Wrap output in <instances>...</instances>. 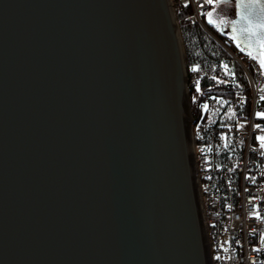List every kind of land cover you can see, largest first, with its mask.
<instances>
[{
  "label": "water",
  "instance_id": "95a60500",
  "mask_svg": "<svg viewBox=\"0 0 264 264\" xmlns=\"http://www.w3.org/2000/svg\"><path fill=\"white\" fill-rule=\"evenodd\" d=\"M234 2L258 56L264 0ZM170 8L0 0V264H212Z\"/></svg>",
  "mask_w": 264,
  "mask_h": 264
},
{
  "label": "built area",
  "instance_id": "2783aa9c",
  "mask_svg": "<svg viewBox=\"0 0 264 264\" xmlns=\"http://www.w3.org/2000/svg\"><path fill=\"white\" fill-rule=\"evenodd\" d=\"M171 1L177 12L190 6L189 20L201 25L206 11L212 6L206 0ZM229 53L231 63L223 61L220 65L228 77H235L236 62H245L257 79L258 92L252 111L236 113L230 124L212 121L206 116L211 104L221 101L220 96L209 95L199 103L202 113L195 123L192 140L197 160L195 175L199 184V206L213 264H264V147L259 139L264 136V117L257 115L264 113V99H261L264 96L261 93L264 72L258 59L253 58L256 55ZM193 69L194 66L191 71ZM194 78L193 84L199 88L201 77L196 75ZM248 101L249 97L244 95L235 98L241 110H246L247 105L249 108ZM203 105H207V109ZM227 159H230V165H226Z\"/></svg>",
  "mask_w": 264,
  "mask_h": 264
},
{
  "label": "trees",
  "instance_id": "16d2710c",
  "mask_svg": "<svg viewBox=\"0 0 264 264\" xmlns=\"http://www.w3.org/2000/svg\"><path fill=\"white\" fill-rule=\"evenodd\" d=\"M191 12L192 8L190 6L184 8L183 11L178 12V19L186 52L188 78L191 80L196 74L201 77V89L197 93L191 92L193 115L196 118L200 116L198 103L206 100L209 95H217L221 97V101L217 105L211 106L212 109L214 108V112L212 111L213 114L210 117H215L216 122L230 124L234 114L238 112L245 113L248 110V105L246 110H241L235 104L236 96L249 95L248 80L239 66L235 67L234 78H229L226 75L225 70L220 65L221 62L229 59L228 53L203 26L189 20ZM205 17L206 15L204 21L207 27L216 38L228 43L234 51L246 52L233 39L228 29L224 32L218 31L206 22ZM193 66L197 67L198 71H191L190 68ZM223 155L229 156L230 154ZM262 161L264 162V156ZM230 163L229 159L226 165H230Z\"/></svg>",
  "mask_w": 264,
  "mask_h": 264
},
{
  "label": "rangeland",
  "instance_id": "374dc122",
  "mask_svg": "<svg viewBox=\"0 0 264 264\" xmlns=\"http://www.w3.org/2000/svg\"><path fill=\"white\" fill-rule=\"evenodd\" d=\"M213 12V19L214 20H216V24H212V23H209V21H208V16H207V13L208 12ZM172 12L176 15V20L178 21V23H179V19H178V12H177V10H175V6H174V4L172 3ZM236 16V7H235V2H234V0H213V3H212V6L206 11V17H205V20H206V22L207 23H209L210 25H212L215 29H217L218 31H220V32H224V31H226L227 29H228V25H229V23H230V21L234 18ZM221 21H224V23H220ZM194 23V22H193ZM196 23H198V22H196ZM201 25V24H200ZM201 26H203L205 29H206V31H208L222 46H223V48L226 50V52L228 53V56H229V59L226 61L227 63H231L230 61V58L232 57L231 56V54L229 53V52H231L232 54H236L237 53V51H234V50H232L231 49V46H229L228 45V43H224V42H222V41H220L218 38H216L213 34H212V32H211V30L207 27V25H206V23H205V21H204V19H203V22H202V25ZM179 27H180V23H179ZM180 31H181V27H180ZM181 36H182V34H181ZM183 40V39H182ZM225 44H227V45H225ZM183 45H184V43H183ZM254 55V54H253ZM241 55H239L238 54V58H239V60H241V57H240ZM257 57V59H258V61H259V58H258V56H256ZM237 66H239L242 70H243V72H244V74H245V76H246V78H247V80H248V84H249V95H244V96H246V97H249V101H248V103H249V108H248V110H247V113L249 112V109L252 111V105H253V100H254V97H255V95H256V93L258 92V90H257V87H256V85H257V79H256V77L254 76V73H253V70L250 68L251 66H249V68L245 65V62H244V64H242L241 62H236L235 63V65H234V72H235V67H237ZM195 69H197V67H195ZM263 69V72H264V68H262ZM190 70H192V68H190ZM185 71H186V78H187V83H186V87H187V89H188V91H189V94H190V97H191V92L193 91V92H195V93H197L198 91H197V87H195V85L193 84L194 83V81H195V76L197 75H194V77L191 79V80H189V78H188V69H187V65H186V52H185ZM196 72V71H195ZM226 72V75L228 76V74H227V71H225ZM254 83H255V86H254ZM260 87V86H259ZM262 87H264L263 85L261 86V88ZM260 88V89H261ZM201 89V86L199 87V90ZM262 94H264V88H263V92H261ZM192 100V99H191ZM264 103V102H263ZM199 104V103H198ZM235 104H236V102H235ZM215 105H217L216 103H212V105L211 106H215ZM237 105V104H236ZM251 105V106H250ZM251 107V108H250ZM198 108H199V106H198ZM214 110V108L212 109V107L210 108V110L206 113V116L209 118V119H211L212 121H215L216 119H215V117L214 118H211L210 116H212V111ZM214 112V111H213ZM254 112V111H253ZM191 113H192V120H193V123H192V125H191V131H190V138L193 140V136H194V126H195V123H196V121L198 120V118H196V117H194V115H193V109H192V101H191ZM200 113H202L201 112V110L199 109V114ZM251 113V112H250ZM229 114V113H228ZM254 114H255V112H254ZM253 114V115H254ZM227 116V115H226ZM235 116H236V114H234V116L232 117V120H231V122L230 123H233L234 122V119H235ZM226 124V123H225ZM247 128H250V126H247ZM247 143V142H246ZM193 155H194V160H195V163H196V165H197V160H196V151L195 150H193V153H192ZM197 184H198V182H197ZM198 190H199V184H198ZM198 194H199V191H198ZM200 211H201V209H200ZM201 214H202V212H201ZM202 218H203V216H202ZM203 222H204V220H203ZM205 225V224H204ZM206 235H207V233H206ZM207 240H208V244H210L209 243V237L207 236ZM211 255V254H210ZM211 263H212V259H211ZM213 264V263H212Z\"/></svg>",
  "mask_w": 264,
  "mask_h": 264
},
{
  "label": "snow or ice",
  "instance_id": "6c2138e0",
  "mask_svg": "<svg viewBox=\"0 0 264 264\" xmlns=\"http://www.w3.org/2000/svg\"><path fill=\"white\" fill-rule=\"evenodd\" d=\"M206 2L208 4H212L213 3V0H206ZM255 2L258 5H260V0H255ZM260 6L262 8H264V5H260ZM207 16H208L209 23L216 24V20L213 19V12H211V11L208 12L207 13ZM220 23H224V21H221ZM258 27L259 28H264V24H260V25H258ZM233 31H236L235 27L233 28ZM245 31L252 32V31H254V29H252L250 27V28L245 29ZM233 39H236V37L234 36ZM260 46H261V49L262 50L259 52L258 58H259V62H260L261 67L264 68V41H261ZM248 55L249 56H252L253 55L252 51H249L248 52ZM253 58H257V57H253ZM225 68H227V66H225ZM193 71H198V69H193ZM197 91H199V88L198 87H197ZM261 99H264V96H262ZM203 107L205 109H207L208 106L207 105H203ZM257 115L258 116H261V117H264V113H257ZM257 127H259V126H257ZM259 139L262 141L261 147H264V136L259 137ZM257 251H259V250L257 249Z\"/></svg>",
  "mask_w": 264,
  "mask_h": 264
},
{
  "label": "bare ground",
  "instance_id": "6f19581e",
  "mask_svg": "<svg viewBox=\"0 0 264 264\" xmlns=\"http://www.w3.org/2000/svg\"><path fill=\"white\" fill-rule=\"evenodd\" d=\"M169 2V6L171 7L170 9L172 10V1L171 0H168ZM172 16H173V19L175 21V23H177V20H176V15L172 12ZM177 27V25H176ZM177 40H178V44H179V51H180V55H181V60H182V63H184V60H185V47L183 46V43H182V40H181V35H180V32L177 28ZM188 91V89H187ZM190 143H191V152L193 153V150H194V143L192 141V139L190 138ZM194 177H195V180L197 182V178H196V163L194 164Z\"/></svg>",
  "mask_w": 264,
  "mask_h": 264
}]
</instances>
